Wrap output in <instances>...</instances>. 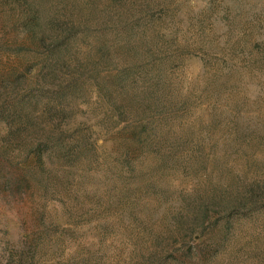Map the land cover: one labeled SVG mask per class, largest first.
<instances>
[{
    "label": "rangeland",
    "instance_id": "1",
    "mask_svg": "<svg viewBox=\"0 0 264 264\" xmlns=\"http://www.w3.org/2000/svg\"><path fill=\"white\" fill-rule=\"evenodd\" d=\"M0 264H264V0H0Z\"/></svg>",
    "mask_w": 264,
    "mask_h": 264
}]
</instances>
